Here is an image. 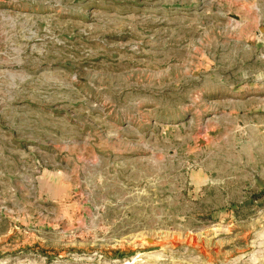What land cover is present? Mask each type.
Returning <instances> with one entry per match:
<instances>
[{
    "label": "rangeland",
    "instance_id": "1",
    "mask_svg": "<svg viewBox=\"0 0 264 264\" xmlns=\"http://www.w3.org/2000/svg\"><path fill=\"white\" fill-rule=\"evenodd\" d=\"M0 264H264V0H0Z\"/></svg>",
    "mask_w": 264,
    "mask_h": 264
}]
</instances>
